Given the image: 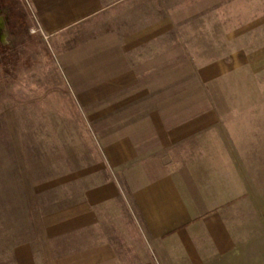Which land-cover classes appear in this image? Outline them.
<instances>
[{
	"label": "crops",
	"instance_id": "crops-1",
	"mask_svg": "<svg viewBox=\"0 0 264 264\" xmlns=\"http://www.w3.org/2000/svg\"><path fill=\"white\" fill-rule=\"evenodd\" d=\"M238 5L0 0L32 45L0 44V264L264 260V15Z\"/></svg>",
	"mask_w": 264,
	"mask_h": 264
},
{
	"label": "rangeland",
	"instance_id": "rangeland-1",
	"mask_svg": "<svg viewBox=\"0 0 264 264\" xmlns=\"http://www.w3.org/2000/svg\"><path fill=\"white\" fill-rule=\"evenodd\" d=\"M6 10H8L9 5L6 4ZM147 5H152V2L149 1L147 3ZM236 9H238L237 12H239L240 16L236 17V21L239 20L241 21V23L244 25L247 21H249V14L253 15V12L255 11L257 13V15L260 16L264 15V0H241V5H238L236 7ZM5 16H1L0 15V22L2 24V29H1V25H0V44L3 45L4 47H8L9 50H11L12 53H14V56H24V54L30 49V51L32 50V45L31 46H26L28 42V36L25 33L22 32H17L18 34H13L11 29H15V30H22L24 31L27 27V17H22L21 18V22L18 25V17L15 15H10L9 16V11L8 13H5ZM253 18V17H252ZM17 27V28H16ZM22 33V34H20ZM260 34V33H259ZM34 40L38 43H40V41L44 40L42 38V36H39V34H34ZM259 37V36H258ZM40 46V44H39ZM35 50V49H34ZM40 48H38L36 50V52H39L38 55H41L40 52ZM35 53V52H34ZM3 55H1V50H0V68H1V64H2V59ZM24 69L21 68L20 69V73L22 72V70ZM2 70L0 69V72ZM16 71V70H15ZM4 72V71H2ZM258 98L259 99H264V77L259 78L258 80ZM0 109L1 107L6 104V103H10L12 99H14L12 96H15V91H16V84L13 83H7V82H0ZM258 108H264V100L262 101H258ZM252 264H264V260H261L260 258L254 260V262Z\"/></svg>",
	"mask_w": 264,
	"mask_h": 264
},
{
	"label": "trees",
	"instance_id": "trees-1",
	"mask_svg": "<svg viewBox=\"0 0 264 264\" xmlns=\"http://www.w3.org/2000/svg\"><path fill=\"white\" fill-rule=\"evenodd\" d=\"M6 5V2H3V5L2 6H5Z\"/></svg>",
	"mask_w": 264,
	"mask_h": 264
}]
</instances>
